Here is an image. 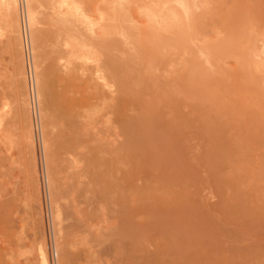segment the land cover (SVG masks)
Instances as JSON below:
<instances>
[{
    "label": "rangeland",
    "instance_id": "374dc122",
    "mask_svg": "<svg viewBox=\"0 0 264 264\" xmlns=\"http://www.w3.org/2000/svg\"><path fill=\"white\" fill-rule=\"evenodd\" d=\"M80 2L88 15L92 14L96 18L105 12L107 5V0ZM210 2L207 8L197 11L195 26L198 34H195V43L193 41V45L189 46V49L197 51L210 44L217 45L219 50L216 52L217 62L212 69L213 73L210 70L199 71L205 77L202 81L205 90L201 88L200 78L197 81L200 90L196 87L197 83L192 82L194 87L186 83L190 85L187 87L182 80L189 74L192 62L190 51L184 55L171 54V60L166 58L165 62L168 63L157 66L152 73L139 69L140 59H136V64L137 62H133L134 57H131L132 62L126 59L127 55L124 57V53L129 55V51L131 56L137 55L131 45L125 46L123 43L122 47L119 45L120 49L112 52L120 61L124 57L122 61L132 63V69L136 67L132 70L135 71L134 74L137 69L138 73H142L141 85H137V97L143 104V111L141 124L136 130L140 133L138 142L131 135V130L113 128L102 133L103 126L97 125L99 129H95L98 130L97 135L100 134L98 138H104L102 146L107 151L102 153L106 162L104 168H99L95 161V145L99 141L95 142L97 137L94 128L91 129L92 134L91 130L85 132L87 126L85 131L80 127L81 131L87 133L85 135L82 131L85 136L82 138L85 140L79 143L76 150L68 147L75 140L74 137H77L80 128L77 125L79 129L77 128L76 133V127L74 124L70 127L72 121L69 122L64 115H71L69 108L72 98L81 100L85 95L88 96L86 86L89 87L87 80L90 76L86 72L84 76L81 74L83 78L74 72L77 77L73 80V75L69 76L72 73L62 69L61 63L59 65L54 60H49L54 55L49 46L55 41V28L51 32L52 27L48 26V21L40 25L44 36L52 37L51 40L48 39L47 48H44L42 41L34 48L29 42L27 53L33 79L37 69L34 61L37 51L45 50L46 53L47 60L45 56L40 57L44 58L43 70L48 66H59V71L51 76L54 81L51 82L54 97L60 95L53 97L55 104H61L58 113V108L55 109V115L58 114L59 118L56 117L60 122L64 117L61 122L64 126L57 125L60 124L58 122L55 128L56 118L48 129L51 130L49 136L53 146L50 157L54 161L53 169L59 184L57 191L62 190L65 196L61 200H55L58 205L59 202L61 206L63 204L62 209L65 203L73 204L71 207L75 209L74 215L71 212L72 219L66 215L72 209H65L66 214L63 212L65 219L66 216L71 219L66 220L68 223H57L53 219V199L58 192L53 194L48 188L46 172L49 171V163L48 160L44 162L48 156L45 159L43 155V141L47 137L44 128L46 119L43 112H40L43 111V105L38 102L34 87L32 102L38 142L34 144V151H30L32 155L28 152L27 123L19 107L21 83L17 69L21 49L6 20H0V114L3 116L0 118V203L4 199L0 204V264H47V259L52 264H62L66 260L67 264H264V57L261 61V56H264V0ZM131 3L127 4L128 12L126 11L130 15L129 21L133 22L130 24H133L132 27L135 25L133 29L138 38L144 39L147 23L144 22L145 26L142 24L146 19L140 12L142 8L138 10L139 5ZM47 10L52 13L49 8L42 11L47 13ZM94 40L99 44L97 48L102 49L100 52L104 53L100 44L103 38L96 36ZM123 46L129 48L125 49ZM143 50L147 51L148 46ZM255 51L261 54L259 60L249 57ZM121 53L123 56H120ZM257 61L263 62H259L262 65H257ZM207 74L211 75L208 77ZM15 77L19 81L16 82ZM210 77L211 80L216 79L218 84L215 82L216 85L214 83L213 86L214 81ZM161 84H167L166 88L160 87ZM179 84L184 90L177 89ZM167 87L174 88L175 91H170ZM164 89L167 97L173 93V99H177H174V103L178 107L174 108L172 102L171 106L166 104ZM87 90L91 91L89 88ZM187 91H190L187 97L193 94V98L181 97V93L186 96ZM59 111L65 114L59 116ZM129 114L140 115L136 111H130ZM178 116L184 121L180 123ZM41 127L44 128L42 131L45 139ZM51 128L58 134L51 133ZM81 131L79 135L82 134ZM69 136L70 139L67 138ZM78 138L81 141V136ZM85 143V148H80ZM216 149L215 154L213 151ZM65 151L67 155L63 154ZM91 152L93 154L90 156ZM30 155L32 161L34 156L33 162L40 169L37 167L36 175H33L34 163L30 160ZM76 156L82 162H77L78 166L74 168L71 163L75 161L74 164L77 165ZM110 162H120L119 171L108 166ZM101 168L104 172H100ZM106 170L108 173L116 172L115 176L111 172L113 178L110 175L109 178ZM93 173L96 176L97 173L100 174V181ZM104 173L107 176L102 175ZM101 177L108 181L105 187L100 183ZM113 179H116L115 182L123 180L124 186L122 189H112L115 186H111L113 193L110 191V195L108 187ZM96 182L99 183L96 186L105 188V195L108 192L107 197L102 196L103 191H97L99 187L94 186ZM115 182L113 183H118ZM14 185L19 187L17 189L20 192ZM12 193L16 194L15 197ZM76 211L78 217L76 215L74 218ZM240 211L244 213L241 214ZM73 219L81 221V228H77L81 224L75 225ZM68 226H75L76 232L67 230ZM71 228L70 230L75 229ZM85 230L94 232L89 231L90 234ZM87 234L90 235L87 237V241L91 242L89 244L85 239ZM79 237L83 239V243L78 241ZM66 239L68 240L65 241Z\"/></svg>",
    "mask_w": 264,
    "mask_h": 264
},
{
    "label": "bare ground",
    "instance_id": "6f19581e",
    "mask_svg": "<svg viewBox=\"0 0 264 264\" xmlns=\"http://www.w3.org/2000/svg\"><path fill=\"white\" fill-rule=\"evenodd\" d=\"M131 2H136L137 3L136 5H139V6H137L138 10L140 7L142 8V9L140 8L141 9L140 12H142L144 14V20L146 19V21H143V24H142L145 26V24L147 23L146 27H145L144 34L142 33L144 36V39L138 38V36L135 34L134 29H133V28H135V25H134V27H132L133 24L132 25L130 24L133 22L129 21L130 15H128V13H127L128 12L127 11V7H128L127 4H129ZM138 2L139 3L141 2V3L138 4ZM106 3H107V5L105 7V12L102 13L100 15V17L96 18V17H92L91 16L92 14H90V13H89L90 15H88V13H87L88 11H86V9L84 8V6H83L82 2H80V0H0V20L1 19L6 20V23L11 27V29L14 33V38L17 41L16 42L17 46L19 47V49H21V51L19 53L20 54V61L18 64V69H17V76L20 79L15 77L14 80L16 82L20 80L19 83H21V89H20L21 91L19 90L20 94H21V98L19 97L21 99V103H20L19 107H20V113L24 117V119H26V123H27L26 128H27L28 133L26 134V136L29 140V145H28L29 151L28 152L30 154H31V152L34 151V146H35L34 144H37V142H38V138H37L38 133H37V128H36V124H35V117H34L35 112L33 109V102H32L33 92L35 93V91H36V97L38 99V102L43 105V108H42L43 111H40V112H43V116L46 119V122H45V119H43V120L46 123V125L44 124L45 125L44 128H45V135L47 136L45 139V136L43 135V131H42L44 129V128L42 129V127L44 126L43 125L41 127V132H42V135L44 136V139H45V140L42 139V140H44L43 141V149H44L43 155H45V159L48 156V158L44 161V162H47V160H48V163H49L48 164V170L49 171H48V173L46 172L47 178H48V188L50 190H52L53 194L58 192L55 194L54 199H53V203L55 205V211H54L55 217H53V219L55 218L54 220H56L57 223H59V222L61 223L62 221L67 222L70 218H68V216H66L67 219H65L63 217V212H64V214H66L68 210H70V209L73 210V208L71 207V206H73V204L69 205V203H65L64 208H63L64 210H63L62 209L63 204L61 206L60 205L61 203L59 202V205H58V201L55 200V199L59 200V198L61 200L62 199L61 197L65 198V196L62 194V192H61L62 190H60L61 188L59 189L60 191H57V189L59 187L58 186L59 184L57 183L58 179L54 173L55 170L53 169L55 167V166H53L54 161L50 157L52 154L53 146H52V141H51L52 139L49 136V131H51V130L48 129V126L51 125L56 120V118L58 117L57 111L61 107V104L60 105H58V103L55 104V101H53L55 99H53V97H54L53 92H52L53 91L52 90V84L53 83L51 82V80L53 81V79H51L52 78L51 76L54 74V72L59 71V66L56 65L52 68H48V67H51V66H48L45 70H43L42 63H43L44 58L47 60L46 53H45V50H44V52H38L37 51L35 59H34L36 65H37V69L35 71V78L33 79V76L31 74V67L29 64V56L27 53V51H28L27 46H28L29 42H30V46L34 48V47H37L38 43L42 41V42H44V48L45 49L47 48L48 39L51 40L50 38H52V37L48 36V38H47L46 35L44 36L43 30L40 27V25L44 21H48L47 22L48 26L52 27V29H51V27L47 26V28L51 29V32L55 30V36L53 37V39L55 38V41L52 40L53 41V43L51 42L52 46H51V44H50V46L48 45L50 47V51H53V54H54L53 56H50L51 52H49V56L51 57V58H49V60L52 59L55 62H57L56 64H59V65L61 63L60 67H62V69H65L67 72L72 73L69 75L70 77L73 75L71 77L72 79L73 78L76 79L77 76H75V73L80 74V76L83 77L84 73L87 72V74L90 76L87 80L89 87L86 86L87 88H89L91 90V91H88L86 88V93L89 92V93H87L88 96L85 95L84 98L81 97L82 98L81 100L78 98H72L70 100V108H69L71 115L69 114L70 116H68L66 114L64 116H65V118L68 117L69 122L72 121V123H70L71 124L70 127H73V124H74V126L76 127V130H75L76 133L78 132L77 131V128H78L77 125H79V128L80 127H82V129L84 128L83 129L84 131L87 129L85 132H89L88 130H91L94 128L93 131L95 132L94 134L97 137V139L94 137L96 139L95 142L99 141V143L97 145H95L96 149H97L95 151L97 153L94 152V154L95 153L97 154V157H95L96 158L95 161L97 164H99V168L106 164V162L104 161L105 156L103 155L104 157L102 158V153L107 152L105 150V147L102 146L104 144V140H102V139H104V138H102V139H101V137L98 138V136L100 135L99 133H98L99 135H97L98 130L96 131V129H99L98 127H100V125H102L104 128V129H102V133H104L103 131H105V130H108V129L110 130L113 128L121 129L123 131L131 130L132 131L131 135H133V138L135 140H137V142H138V136L140 133H137L136 130H137V127L140 126L141 121H142L141 113L143 111V108H142L143 104H142V102H140L138 100V97H137L138 89L137 88L141 85L142 73L141 74L138 73L139 70L137 69V72H136L137 74L136 73L135 74L138 76H136L134 74L135 71H132V70H135L136 67L132 69V67H131L132 63L129 64V61L132 62L131 57H134L133 62H137V60L140 59V62H139L140 68L139 69L140 70L142 69L141 71L152 73L153 70L156 69L157 66H160L162 63L167 64L168 62H165V60L167 61L166 58H169L171 54L172 55L174 54V56L175 55H184L185 52L188 51V53H189V51H190V54H191L190 56H192V60H191L192 62H191L189 74L187 76H185L184 78L181 77L182 75L180 76L181 78H183L182 80H183L185 86H187L188 84L193 86L192 82H194V84L197 83V81L199 82V80H198L199 78L201 79V81L199 83L202 85L203 84L202 81H204L205 77H204L203 72H202V74H201L202 78H201L199 71H201V70L209 71L210 70L213 73L212 69H214V67H216V62H217V58H216L217 53L216 52L219 51V50H217V45L206 44V46H202V49H199L197 51L191 50V48L189 49V46L194 41L195 34L197 33V28L195 26L197 11L207 8L208 5L211 3L210 0H107ZM213 3H214V1H213ZM46 8L51 9L52 13L50 14V11L48 12V10H47V13H49V14L42 11L43 9H46ZM144 22H145V24H144ZM53 35H54V32H53ZM134 35H136V36H134ZM96 36L103 38V40L101 41L100 44L103 47L104 53L100 52L102 49L100 50L99 48H97V46L99 44H97L94 40V37H96ZM194 43H195V41H194ZM122 44L125 46L131 45V47L134 48V50L137 52V55L133 54L134 56L130 55V54H132V53H130L131 51H129V55H128V53L127 54L124 53V57H125V55H127L128 58L126 56V59L127 60L130 59L128 62L122 61L123 59H125L124 57L120 61V59L117 58L118 56H114L112 54V52L115 49H117V50H118V48L120 49L119 45H121V47H122ZM223 44H224V41H223L222 45ZM191 45H193V44H191ZM125 46H123V48H125V49L129 48V47L127 48ZM147 46H148V50L144 52L143 49ZM51 48H53L54 50H51ZM132 48H130V49L132 50ZM125 49H123V51H125ZM260 52H262V50ZM260 52H259V54L256 53V51H255V53L251 52L252 54L249 57H251L253 59L257 58V60H259L260 59L259 56H261ZM42 56H45V57L43 59H41L40 57H42ZM49 56H47V57H49ZM120 56H123V54L121 53ZM172 57L173 56H171V58ZM262 57H264V56H261V61L263 60ZM120 58H122V57H120ZM171 58H169V60H171ZM259 62L260 61H257V65L260 66V65H262L260 63H263L264 60H263V62H260V63ZM136 64H138V62ZM132 66L134 67L135 64H133ZM263 66H264V64H263ZM241 68H244V67L241 66ZM68 74L69 73H67V75ZM81 74H83V76ZM59 75H61L60 72H59ZM208 75H211V74H207V76ZM214 75H215V73H214ZM212 77H213V75H212ZM16 78L19 80H16ZM67 78H68V76H67ZM71 78L67 79V81L69 82V80ZM59 80H61V79H59ZM182 80L180 83H182ZM210 80H211V77H210ZM212 80H213V78H212ZM215 80H213L214 82L212 81L213 83L211 82L212 85L215 82L217 83V80L216 81ZM62 81H65V79ZM178 82H179V80H178ZM206 82H207V80H206ZM131 83H133V84L131 85ZM186 83H188V84L186 85ZM216 83L214 85H216ZM85 85H87V83ZM137 85H138V87H137ZM166 85L167 84H161L160 87L166 88ZM190 85H188V86H190ZM69 86L71 87L70 84H69ZM203 86L204 85L201 86L202 89L204 88ZM32 87H34L35 91L34 90L32 91V89H33ZM70 87H68V88H70ZM178 87H179V88H177L178 90L182 89V88H180V84ZM193 87H192V89H193ZM196 87L200 90L198 83H197ZM167 88H169V87H167ZM171 89L174 90V88H171ZM171 89H170V91H172ZM187 89H189V88H187ZM92 90L94 91V93H92ZM182 90H184V89H182ZM203 90H205V89H203ZM179 91H181V90H179ZM191 91H193V90H191ZM165 92L166 91L164 89V94H165L164 97H166V98H164V99H166L165 102H166V104H168V105L170 104L169 106H171V102L173 104L175 102L174 99H176V98L173 99V97H172L173 93L171 94V96L167 97ZM188 93H190V91H187L186 92L187 95L185 96L184 93L182 92L181 94H183V96H181V97L186 98L187 96H189ZM20 94H19V96H20ZM64 94H65V91H64ZM174 94H176V93H174ZM191 95L193 96V94H191ZM191 95H190V97H191ZM57 96H60V95H57ZM57 96H55V97H57ZM190 97H187V98H190ZM191 98H193V97H191ZM216 98L218 99V97H216ZM60 99L61 98H59V100ZM66 101H68V100H65V102ZM176 101H177V99H176ZM177 103H179V100ZM17 104H19V103H17ZM176 105L177 104L174 103V108L178 107ZM55 109H57L56 110L57 115H55ZM60 110H62V108ZM63 110H65V109H63ZM0 111H1V109H0ZM130 111H136L140 115L131 116L132 114L131 115L129 114ZM63 114H65V112ZM63 114H61V111H59V116H63ZM2 117H3L2 114H0L1 119H2ZM58 118L56 120L57 122L54 123L55 128H57L56 124L58 122H60L58 120ZM63 118H62V121H63ZM70 118H72V119H70ZM178 120L180 121V123L184 121L183 118H181L180 116H178ZM64 121H65V119H64ZM61 122H60V124L58 123L57 125L64 126L63 123H61ZM64 124H66V123H64ZM80 125H82V126H80ZM97 125H98V127H97ZM85 126H87V128ZM79 130L81 131V128ZM53 131H54V129H52L51 133L55 134L56 132H53ZM93 131L91 130L92 134H93ZM79 132H78V135H79ZM83 132H82V134L79 135V136H81V138H80L81 141H78L79 136L77 135V137H74L75 140H73L72 144H69L70 146H68V147H70L71 150H72V148H73V150H74V148H75V150H76V148L78 149L79 143L82 142V140H85V139H83L85 137V136H83ZM57 134L58 133H56V135ZM86 134L87 133H85V135ZM67 138L70 139L71 137L69 136ZM65 140H63V141L66 142ZM58 142H60V140ZM86 142H87V140H86ZM88 143H87V145H88ZM94 143H93V145H94ZM85 146H86V143L84 146L82 144V146H80V148L81 147L85 148ZM90 146L92 147V143ZM36 152H37V150H36ZM214 152L216 154L217 149H216V151H213V153ZM63 154H66V151ZM92 154H93V152H91L90 156ZM31 155H30V160L32 161ZM60 155H62V154H60ZM76 155H78V154H76ZM82 156H84V155H82ZM63 158L66 159V157H62V159ZM75 158H76L75 159L76 164H77V162H78V164L80 162H82L81 159L79 162V159L77 158V156ZM92 159H93V157L89 161L91 162ZM33 161L35 162L34 156H33ZM33 161H32V163H34ZM89 161H88V164H91V163H89ZM71 162H72V160H71ZM71 162H69V163H71ZM74 163H75V161L72 162L71 164L73 165V167L75 166L74 168H76L78 166V164L75 165ZM115 163L116 162H110V164L108 166H112L113 169L116 168L115 171L117 172V171H119L118 167H119L120 162H117L116 164ZM35 164L36 163H34V165H33L34 172L33 171L32 172L35 173L33 175H36V173H38V170H40L39 167L36 166L37 164L36 165ZM93 164H94V162H93ZM85 166H86V162H85ZM37 167H38V170H37ZM103 168H104V166H103ZM103 168H101L100 172H102L104 170ZM85 169H87V168H85ZM113 169H112V171H113ZM119 169H120V167H119ZM89 170H90V168H89ZM110 173H108L106 170V174H108L109 178L112 177L111 176L112 174L110 175ZM112 173L115 176V173L114 172H112ZM97 174H98V176L100 175L99 173H97ZM106 174L104 173L102 175L107 176ZM94 175H92V176H94ZM98 176L95 175V178L96 177L98 178ZM95 178H93V179H95ZM98 179H96V180H98ZM101 179H102V177H101ZM116 179H118V178H116ZM116 179H113L114 181L109 182V187L107 185V187L109 189V193H110V191L111 192L113 191L112 189H116L117 187L120 189L123 188L124 181L120 179V180H117L118 181V183H117V181L115 182ZM99 181H100V179H99ZM119 181H120V183H119ZM35 182H37V180ZM107 182L105 179H102V181L100 183H102L103 186L105 187ZM113 182L117 183L118 185L114 184ZM96 184H99V183L96 182L94 186H96ZM15 185H14V187H15ZM97 186H96L98 188L97 191L100 190V192H101L105 189V188L102 189L103 188L102 186H101L102 188L99 185H97ZM111 186L112 187L115 186V187L112 188ZM17 188H19V187H17ZM110 188H112V189H110ZM9 189H10V187H9ZM16 189H15V191H16ZM108 189H107V191H108ZM7 190H8V188H7ZM18 191L20 192V190H18ZM103 192H104V194L102 193L103 195L102 194H100V195L107 197L108 192L106 195H105L106 190ZM7 193H9V192H7ZM112 193H110V195ZM18 194H17V196H18ZM14 195H16V194H13V197H15ZM50 195H52V194H50ZM56 195H59V196L57 197ZM110 195H108L107 199H109ZM165 195L167 196V194H165ZM10 196H12V195H10ZM50 198H52V197H50ZM2 201L4 202V199ZM3 202H1L0 204H2ZM67 204L69 207L66 206ZM75 206L76 205H74V207ZM65 209H67V211ZM72 210H70L69 213H67L66 215H69V217H71V215L75 212L74 211L75 209L73 211ZM71 212H72V214H71ZM240 212L242 214L243 211H240ZM76 213H77V211H76ZM76 213H75L74 218H76V215L78 217V213L77 214ZM239 214H236V215H239ZM88 216H90V213ZM72 217H71V219H72ZM63 219H65V220H63ZM77 219H80V218H77ZM73 220L75 221V219H73ZM77 221H75V223H74L75 225H78L79 223L81 224V221L80 222H77ZM72 225H73V223H72ZM81 226H82V224L79 225V227L77 226V228H81ZM71 227L75 228V226H68L69 229H67V230H69L70 232L75 230V231H73V233H75L76 228L72 229ZM70 228L72 230H70ZM61 230H63V229H61ZM79 230H81V229H79ZM89 231H91V230H89ZM89 231L85 230V232H87V233H90ZM80 232L82 233L83 231H80ZM91 232H94V230ZM73 233H71V234H73ZM100 233H101V230H100ZM76 235H77V233H76ZM85 237H86L85 238L86 242H88L87 244L91 243L90 241H87V239H88L87 237H90V235L87 234ZM68 239H66L65 241H67ZM79 240L81 243H83V241H82L83 239H80V237H79L78 241ZM75 241H77V239ZM75 241H73V242L75 243ZM71 244H73L72 241H71ZM84 245H86V244H84ZM70 247H72V246H70ZM61 250L62 249H60V251ZM63 250H64V248H63ZM67 253H66V255H68ZM65 258H66V256H65ZM68 259H71V258H68ZM64 260H66V259H64ZM67 261L68 260L64 261L62 264L66 263ZM47 262H48L47 264H52L51 263L52 261L50 259H47ZM69 263H70V261H69Z\"/></svg>",
    "mask_w": 264,
    "mask_h": 264
}]
</instances>
